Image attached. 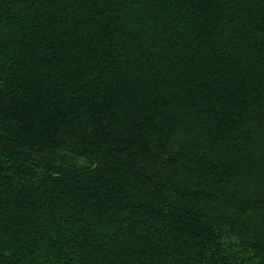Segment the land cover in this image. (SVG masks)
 I'll return each instance as SVG.
<instances>
[{"label": "trees", "instance_id": "1", "mask_svg": "<svg viewBox=\"0 0 264 264\" xmlns=\"http://www.w3.org/2000/svg\"><path fill=\"white\" fill-rule=\"evenodd\" d=\"M0 264H264V0H0Z\"/></svg>", "mask_w": 264, "mask_h": 264}]
</instances>
